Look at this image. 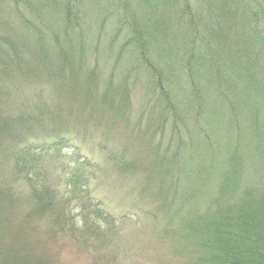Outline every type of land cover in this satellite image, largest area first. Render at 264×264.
<instances>
[{
  "label": "rangeland",
  "instance_id": "obj_1",
  "mask_svg": "<svg viewBox=\"0 0 264 264\" xmlns=\"http://www.w3.org/2000/svg\"><path fill=\"white\" fill-rule=\"evenodd\" d=\"M74 171L99 209L72 201L54 264H195L197 216L264 192V0H0V219Z\"/></svg>",
  "mask_w": 264,
  "mask_h": 264
},
{
  "label": "trees",
  "instance_id": "obj_2",
  "mask_svg": "<svg viewBox=\"0 0 264 264\" xmlns=\"http://www.w3.org/2000/svg\"><path fill=\"white\" fill-rule=\"evenodd\" d=\"M62 143L61 139L56 142L57 151L61 149ZM55 151L52 149L51 154H54ZM46 153H48L47 148L43 147L37 150L28 144L18 151L17 169L21 171L34 160L35 163L39 162L40 164L41 158ZM168 160L164 161L167 166L162 170L168 172L169 176L171 174L175 177L186 171L183 169L178 172L175 163H169ZM180 165L181 163L178 167ZM82 175L75 171L67 175L68 190L62 195L45 186V176L40 175V179L34 180L35 183L31 184L30 196L33 205L23 211L15 221V217L5 218V221L0 219V224H2L0 236L6 238L0 242V264H54L57 259L55 250L57 251L60 247L58 242L62 238L61 235L70 231L75 236V230H77L75 229L76 220L71 215L72 201L74 199L83 201L84 204H81L83 208L88 210L89 207H92L91 211L93 212H96L95 209H99L97 201L93 198L88 196L85 199L81 196L80 186L83 187V184L84 186L87 184V180L83 181ZM171 179V177L168 179L165 191L168 193L172 191V195L175 196L178 194L182 179H178L177 182L171 181ZM235 191L234 189V195ZM221 195L218 197V203L224 199V196ZM83 196H85L84 193ZM249 198L251 204L238 205L236 201H233L231 203L237 205H230L233 208H227L230 207L227 206L220 213H204L197 216L198 220L195 223L198 225H196V229L194 227L192 230L196 231L195 238H193V241L197 243L194 245L197 247L193 249V259L195 258L194 260L197 261L195 264H264V192L257 197ZM166 200L171 202H164L162 208L170 213L174 210L173 205H176L177 202L170 197ZM223 204L225 206L226 203ZM100 213L101 211H99ZM105 219L106 217L100 214L93 222V226L100 225ZM189 224L184 223L182 227L178 225L175 228V236L179 240L184 237L189 238L188 232H185V229L190 231ZM80 238L83 240L82 243H85V235H81Z\"/></svg>",
  "mask_w": 264,
  "mask_h": 264
}]
</instances>
